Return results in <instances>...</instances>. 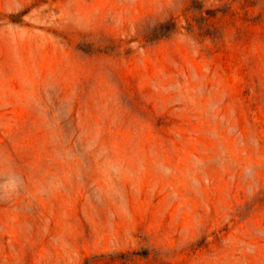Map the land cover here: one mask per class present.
Returning a JSON list of instances; mask_svg holds the SVG:
<instances>
[{"label": "rangeland", "instance_id": "374dc122", "mask_svg": "<svg viewBox=\"0 0 264 264\" xmlns=\"http://www.w3.org/2000/svg\"><path fill=\"white\" fill-rule=\"evenodd\" d=\"M0 264H264V0H0Z\"/></svg>", "mask_w": 264, "mask_h": 264}]
</instances>
